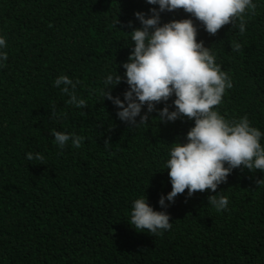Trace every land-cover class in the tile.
<instances>
[{
	"label": "trees",
	"instance_id": "16d2710c",
	"mask_svg": "<svg viewBox=\"0 0 264 264\" xmlns=\"http://www.w3.org/2000/svg\"><path fill=\"white\" fill-rule=\"evenodd\" d=\"M255 2L243 35L231 23L215 35L196 23L198 40L233 82L217 110L226 119L246 115L264 132V0ZM151 7L146 0H0L8 45L0 67V264H264V184H257L264 171L238 167L214 193L187 197L186 189L169 204L172 227L162 234L127 220L143 195L161 210L160 196L172 188L164 170L171 143L185 141L194 125L187 117L159 122L153 111L148 123L129 126L103 99L106 74L125 72L128 21L139 27L134 13ZM189 15L165 11L161 20ZM62 74L79 81L85 108L53 86ZM127 88L122 80L111 91L123 99ZM53 107L63 115L54 119ZM53 130L85 140L60 149ZM28 152L45 162L28 161ZM215 194L228 197L227 210L209 204Z\"/></svg>",
	"mask_w": 264,
	"mask_h": 264
},
{
	"label": "clouds",
	"instance_id": "9594fccd",
	"mask_svg": "<svg viewBox=\"0 0 264 264\" xmlns=\"http://www.w3.org/2000/svg\"><path fill=\"white\" fill-rule=\"evenodd\" d=\"M146 3L154 7L148 12L134 13L140 26L134 27L133 21H128L132 30L126 33L130 34L132 50L122 64L125 72L123 76L117 70L106 74L102 95L103 99L112 101L118 118L129 126L148 123L153 111L158 112L159 122H174L184 117L194 121L185 141L171 143L164 170H168L172 188L160 196L161 210L154 209L146 195L134 199L131 204L127 219L130 225L137 231L159 235L171 229L167 208L186 189L187 197L197 191L214 193L238 167L264 171V145L261 143L264 132L253 126L246 115L226 119L216 108L226 90L233 87V82L217 63L211 47L198 40L196 23L199 21L211 35L231 23L243 35L245 14L253 13L257 3L255 0H146ZM178 9L190 15L162 23L163 12ZM7 46L5 35L0 34V67L8 60ZM240 48V43L233 44V51ZM122 80L128 85L123 99L111 91ZM77 83L79 81L62 74L54 80L53 86L70 97L69 104L85 108L87 101L75 91ZM173 96L170 108L167 102ZM161 102L165 106L158 109ZM62 115L53 107L54 119ZM137 117H140L139 123ZM52 135L54 144L60 149L69 141L72 147L79 148L85 140L76 133L53 130ZM26 159L45 162L44 155L39 152H28ZM257 184H264V178L257 180ZM208 201L217 212L228 209L226 195H210Z\"/></svg>",
	"mask_w": 264,
	"mask_h": 264
}]
</instances>
